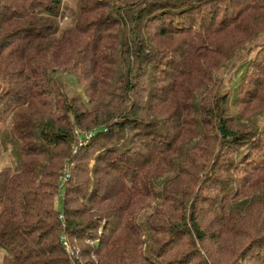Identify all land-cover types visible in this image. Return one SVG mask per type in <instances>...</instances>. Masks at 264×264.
Instances as JSON below:
<instances>
[{"label": "trees", "instance_id": "16d2710c", "mask_svg": "<svg viewBox=\"0 0 264 264\" xmlns=\"http://www.w3.org/2000/svg\"><path fill=\"white\" fill-rule=\"evenodd\" d=\"M62 1L0 0L2 264H264V0Z\"/></svg>", "mask_w": 264, "mask_h": 264}, {"label": "rangeland", "instance_id": "374dc122", "mask_svg": "<svg viewBox=\"0 0 264 264\" xmlns=\"http://www.w3.org/2000/svg\"><path fill=\"white\" fill-rule=\"evenodd\" d=\"M75 1L76 0H63L62 1V6H71L73 7L75 5ZM61 26H65L67 24V18H64L63 20H61ZM220 77L223 79V84H227L228 82V77H229V73L228 72H225V73H219ZM55 76L57 78H59L60 80V85H61V89L63 91H66V93L68 94H73L74 92H78V91H81L80 87L78 85H76L74 83V81L72 80L71 76H69L68 74L66 73H56ZM5 123L1 120L0 121V125L4 126ZM14 166H15V163H14V160H13V157L11 156L10 154V149L9 147L7 149H4L3 147H0V175L3 173V171L5 169L7 170H10L12 171L14 169ZM0 183H1V180H0ZM60 196H56L55 197V206L56 208H58L59 211L62 210V202L59 198ZM72 251H74V254L76 255L79 248L77 247H73L70 248ZM76 249V250H75ZM64 254H65V262L66 264H73V260L72 258L74 257L73 254L70 255L65 251L64 249ZM3 257H4V252L2 250H0V264H2V260H3Z\"/></svg>", "mask_w": 264, "mask_h": 264}, {"label": "built area", "instance_id": "2783aa9c", "mask_svg": "<svg viewBox=\"0 0 264 264\" xmlns=\"http://www.w3.org/2000/svg\"><path fill=\"white\" fill-rule=\"evenodd\" d=\"M62 244L65 251L71 256L73 254V251L70 249L68 242L66 240H63Z\"/></svg>", "mask_w": 264, "mask_h": 264}, {"label": "water", "instance_id": "95a60500", "mask_svg": "<svg viewBox=\"0 0 264 264\" xmlns=\"http://www.w3.org/2000/svg\"><path fill=\"white\" fill-rule=\"evenodd\" d=\"M220 131L222 132V129L220 128Z\"/></svg>", "mask_w": 264, "mask_h": 264}]
</instances>
